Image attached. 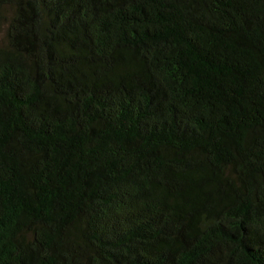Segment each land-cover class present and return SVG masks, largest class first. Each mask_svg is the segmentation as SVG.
Here are the masks:
<instances>
[{
	"label": "trees",
	"instance_id": "1",
	"mask_svg": "<svg viewBox=\"0 0 264 264\" xmlns=\"http://www.w3.org/2000/svg\"><path fill=\"white\" fill-rule=\"evenodd\" d=\"M0 264H264V0H0Z\"/></svg>",
	"mask_w": 264,
	"mask_h": 264
}]
</instances>
